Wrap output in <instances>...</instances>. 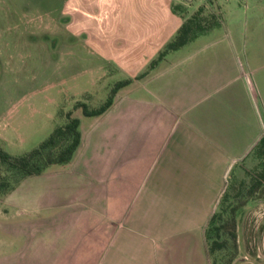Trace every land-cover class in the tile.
<instances>
[{
	"label": "crops",
	"instance_id": "1",
	"mask_svg": "<svg viewBox=\"0 0 264 264\" xmlns=\"http://www.w3.org/2000/svg\"><path fill=\"white\" fill-rule=\"evenodd\" d=\"M62 12L71 36L133 80L130 96L77 115L72 159L20 181L50 179L41 203L0 224L17 243H1L0 264H209L204 231L227 169L264 134V57L196 37L147 70L186 17L175 0H64Z\"/></svg>",
	"mask_w": 264,
	"mask_h": 264
},
{
	"label": "rangeland",
	"instance_id": "2",
	"mask_svg": "<svg viewBox=\"0 0 264 264\" xmlns=\"http://www.w3.org/2000/svg\"><path fill=\"white\" fill-rule=\"evenodd\" d=\"M183 1L190 3H175L186 17L204 7L205 23L218 21L210 32L197 36L194 46L232 39L240 59L264 57V5L257 0ZM63 4L64 0H0V149L12 156L37 147L65 122L67 111L84 117L81 108L74 109L75 103L98 108L117 82L132 80L82 37L71 36L65 29ZM259 73L255 80L260 77L262 84L264 70ZM129 83L114 97L130 96ZM261 92L264 97V85ZM135 93L144 97L142 90ZM256 145L227 169L213 222L204 231L209 264H264L263 164ZM20 175L0 161V224L15 217L19 205L41 203L46 196L49 178L31 176L20 184ZM7 237L0 230V252L3 241L17 244ZM213 242L221 246L212 248Z\"/></svg>",
	"mask_w": 264,
	"mask_h": 264
},
{
	"label": "trees",
	"instance_id": "3",
	"mask_svg": "<svg viewBox=\"0 0 264 264\" xmlns=\"http://www.w3.org/2000/svg\"><path fill=\"white\" fill-rule=\"evenodd\" d=\"M203 11L204 7H199L191 16L184 18L174 37L159 51L157 57L149 63L148 69L153 68L168 52L180 48L188 41L218 24L215 18L205 23V19L202 17ZM147 70L141 73L139 77L145 75ZM129 82L130 80L128 79L117 82L106 101L98 108H89L85 103L77 102L74 104V109L81 108L84 116L100 115L112 104L117 90ZM79 124V119L72 116L71 111H67L65 122L56 126L50 135L40 142L37 147L20 156H12L0 149V161L7 163L11 169L20 173L19 179L30 175L42 174L53 164L68 163L80 144L81 133ZM256 151L262 158L263 170L260 173V177L264 179V134L256 145ZM257 182L259 181L257 180ZM213 216V214L210 216L208 224L213 222ZM215 229L218 230L219 227ZM216 246L220 247L221 244L213 242L211 247L215 248Z\"/></svg>",
	"mask_w": 264,
	"mask_h": 264
}]
</instances>
